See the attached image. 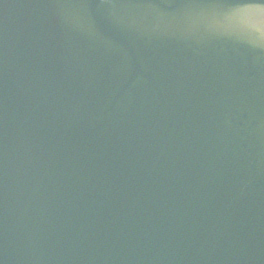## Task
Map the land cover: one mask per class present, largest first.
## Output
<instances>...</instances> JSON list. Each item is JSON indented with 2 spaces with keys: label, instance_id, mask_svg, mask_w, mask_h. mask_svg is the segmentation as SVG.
Masks as SVG:
<instances>
[{
  "label": "water",
  "instance_id": "obj_1",
  "mask_svg": "<svg viewBox=\"0 0 264 264\" xmlns=\"http://www.w3.org/2000/svg\"><path fill=\"white\" fill-rule=\"evenodd\" d=\"M235 0H0V264H264V32Z\"/></svg>",
  "mask_w": 264,
  "mask_h": 264
},
{
  "label": "snow or ice",
  "instance_id": "obj_2",
  "mask_svg": "<svg viewBox=\"0 0 264 264\" xmlns=\"http://www.w3.org/2000/svg\"><path fill=\"white\" fill-rule=\"evenodd\" d=\"M245 20V26L264 32V0H235L231 5Z\"/></svg>",
  "mask_w": 264,
  "mask_h": 264
}]
</instances>
